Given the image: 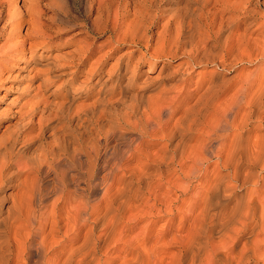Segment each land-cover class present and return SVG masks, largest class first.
<instances>
[{"label": "bare ground", "instance_id": "bare-ground-1", "mask_svg": "<svg viewBox=\"0 0 264 264\" xmlns=\"http://www.w3.org/2000/svg\"><path fill=\"white\" fill-rule=\"evenodd\" d=\"M84 5L0 0V62L24 59L32 79L37 48L74 24L93 41L72 66L89 62L100 34L129 49L105 78L97 59L67 78L73 95L43 92L5 117L0 264H264V0ZM142 60L162 61L158 83ZM241 63L258 67L229 76ZM49 70L36 69L39 88Z\"/></svg>", "mask_w": 264, "mask_h": 264}, {"label": "rangeland", "instance_id": "rangeland-1", "mask_svg": "<svg viewBox=\"0 0 264 264\" xmlns=\"http://www.w3.org/2000/svg\"><path fill=\"white\" fill-rule=\"evenodd\" d=\"M65 1L71 11H73L76 14L83 13V10L85 8L84 4L86 0H65ZM256 1L261 2L262 0H254V2ZM258 9L261 12H264V6H258ZM47 15L52 16L54 20L60 17L59 14L56 13L53 7L50 10H48ZM45 21L47 20L45 19ZM48 22H45V23H48ZM25 29L26 27H24L23 31H25ZM84 31H85L84 27L74 24L68 27L63 32L62 35L51 38L52 46L50 49L49 48L45 49L39 46L37 50L34 52V55L32 57V62L30 63V67L34 66L36 67V69L49 67L50 69L49 76L51 78L50 80L46 81L45 83L47 85L46 87L43 86L39 88L37 86L39 83L43 82L42 81L43 78H41L42 75L39 76V74L43 73V75H46V70L45 71L43 70L40 73L39 71H37V73L39 74H36L35 73L36 69H35L33 74L31 75L32 77L36 75V77L32 79L31 77L26 75V71L28 70L26 67L28 64L26 63L24 59L17 62L18 66L15 68H11L12 66L11 63L13 62V60H10L8 63H5V64L0 62V110L3 113L2 114L0 112V121H2V124H1L2 129L0 130V133L5 128L4 126L7 123V120H5V117L9 116V113L10 115L11 114L16 115L18 110L20 112V109L23 106V102L27 101V99L28 100L31 99V101L33 99L34 100L39 99L43 92H44L43 94L45 95V96L43 95L44 97H47L51 100L59 99L61 98L60 96H62L63 93H65V90H63V87L69 88V90L67 91L69 92L68 95L71 96L74 94V91H73V87H70L69 84L65 85L67 78L69 77L71 78V76H76L78 77L76 78L77 81L84 79L85 75L82 72L79 73V69L83 70V69L90 68L93 64H95L97 67L99 63L97 59H99V61L101 59L104 60V67H103L104 70H101V71L104 72L103 78H105L107 76L108 69L111 66H113L116 57L122 54L121 52L124 53V52L129 51L127 46H124V45L114 46L116 43H114V41H109L107 39L109 34H100V35H97V38L94 40L95 41V44H94L95 54L91 56V58L89 59V62L86 64H80V66H78V64L75 66H72L73 65L72 60L76 59L77 61H79L78 57L80 58V56L82 55L79 49L83 48L84 45L89 44L85 42L84 37L85 36L88 37V36H87V33ZM48 33L50 35L49 37H47L46 39H43V38H40V39L46 42L49 40L48 38L54 36V33L49 30H48ZM88 38L90 42L93 41L90 37ZM0 43H2V41H0ZM145 50L146 49L144 48L143 50H141V52ZM71 52H75L76 55L74 57H71L70 55ZM137 52H140V50ZM109 53H112L113 56L112 57L107 56ZM178 61H174V62L177 63ZM48 62H50L51 65H46ZM149 63H150L149 61L142 60L140 73L143 76V78H145L146 76L150 78L149 80L150 84L158 83L161 80V72H160L161 69L160 68H161L162 61H160L154 67L152 66V69L150 68ZM243 64L244 65H242V63L239 64V67L238 66L235 67V69H233L231 73H228V75L232 76L233 74L235 75V73L237 74V72L240 73L242 71V68L247 70L248 73L254 74L253 73L255 72L254 70L256 69V67H258L257 65L258 63H247V64L243 63ZM262 67H264V64L263 66H261V69H259L258 73H260V71L262 74L264 73V71L262 72ZM148 68H150V70H148L146 74V71ZM72 72H76L78 76L72 75ZM99 72H97L95 75H93L90 78L88 82L89 84H87L84 91L81 92L80 94L78 93V95H81V97L84 98L83 96H85L86 94L85 91H87L88 89L96 90L95 81L98 80L100 76ZM11 112H16V113H11ZM193 190L196 193L197 190L196 189H193ZM194 192L192 191V194ZM100 193H101V190L96 191L97 195H99ZM195 193L194 195H196ZM56 195L57 193L51 192L48 195L45 202L39 201L38 204H36V207L44 212L49 211L47 209L52 208V204L50 203L53 201ZM147 221H149V218H146V220H144V223ZM178 221H179V218L178 219L176 218V223H178ZM162 222H164V220L159 221L156 228H158Z\"/></svg>", "mask_w": 264, "mask_h": 264}]
</instances>
